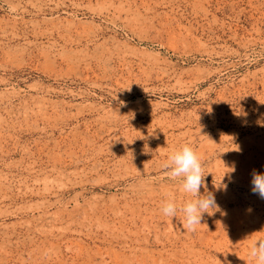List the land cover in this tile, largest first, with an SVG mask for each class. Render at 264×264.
I'll use <instances>...</instances> for the list:
<instances>
[{
    "label": "rangeland",
    "instance_id": "obj_1",
    "mask_svg": "<svg viewBox=\"0 0 264 264\" xmlns=\"http://www.w3.org/2000/svg\"><path fill=\"white\" fill-rule=\"evenodd\" d=\"M184 144L219 206L194 232ZM253 171L264 0H0V264H256Z\"/></svg>",
    "mask_w": 264,
    "mask_h": 264
},
{
    "label": "clouds",
    "instance_id": "obj_2",
    "mask_svg": "<svg viewBox=\"0 0 264 264\" xmlns=\"http://www.w3.org/2000/svg\"><path fill=\"white\" fill-rule=\"evenodd\" d=\"M163 166L169 170L170 177L181 178L182 189L185 193L195 197L187 200L179 208L184 216L183 230L194 232L196 226L201 225L203 214H209V210L219 207L212 193L207 192L204 195L200 193L205 177L200 159L189 144H184L168 155ZM252 185V192L264 199V174L253 171ZM161 210L165 216L174 218L177 213V206L173 201H164ZM250 255L255 258L256 264H264V239L253 242Z\"/></svg>",
    "mask_w": 264,
    "mask_h": 264
},
{
    "label": "bare ground",
    "instance_id": "obj_3",
    "mask_svg": "<svg viewBox=\"0 0 264 264\" xmlns=\"http://www.w3.org/2000/svg\"><path fill=\"white\" fill-rule=\"evenodd\" d=\"M152 193V192H151ZM82 248V247H81ZM80 250H82V249H80ZM83 251V250H82ZM82 251H80V252H82ZM126 260V259H125ZM128 261V260H127ZM129 262V261H128ZM128 262H124V263H127V264H129ZM123 264V263H122Z\"/></svg>",
    "mask_w": 264,
    "mask_h": 264
}]
</instances>
